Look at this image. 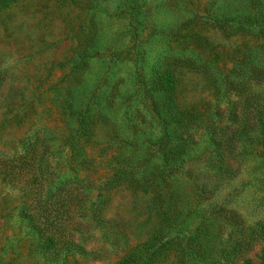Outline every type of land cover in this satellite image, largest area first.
I'll return each instance as SVG.
<instances>
[{"label": "rangeland", "instance_id": "1", "mask_svg": "<svg viewBox=\"0 0 264 264\" xmlns=\"http://www.w3.org/2000/svg\"><path fill=\"white\" fill-rule=\"evenodd\" d=\"M154 60L173 75L174 102L195 113L176 163L156 139ZM256 64L264 0H9L0 8V153L21 152L41 132L91 190L74 231L86 254L51 260L20 217L21 192L0 180V264H117L137 248L146 264H206L202 252L229 215L264 220V128L239 143L233 176H213L205 141L210 113L236 99L229 79ZM250 84L264 97V72Z\"/></svg>", "mask_w": 264, "mask_h": 264}, {"label": "trees", "instance_id": "2", "mask_svg": "<svg viewBox=\"0 0 264 264\" xmlns=\"http://www.w3.org/2000/svg\"><path fill=\"white\" fill-rule=\"evenodd\" d=\"M8 4L9 0H0V8ZM225 17L222 11H217L215 23L222 27L223 21L228 22ZM243 30L247 29L236 27L231 32ZM163 70L161 63L154 60L152 111L162 125L161 136L156 137L162 144V157L165 162L176 163L184 160L192 141L187 131L195 121V113L179 108L174 102L173 75L169 71L160 73ZM262 72L264 65L256 64L249 68L248 75L229 79L227 86L232 84L235 90L238 89L236 99L223 109L216 108L210 113L216 119H208L207 140H204L209 142L207 168L214 173L213 176H233L237 170L235 167L240 166L236 151L239 143L264 128V97L250 88V82ZM127 108L129 113H124L131 115L130 106ZM54 143L53 138L36 132L27 139L21 152L0 153V180L21 192L20 217L35 236L37 248L49 259L58 260L70 252L85 253L76 242L74 231L88 217L91 185L75 173H67L61 151ZM230 160H234L233 165ZM220 227L224 233L222 239L202 252L206 264H264V220L245 223L231 214L227 226ZM137 249L117 264H146L134 258Z\"/></svg>", "mask_w": 264, "mask_h": 264}]
</instances>
